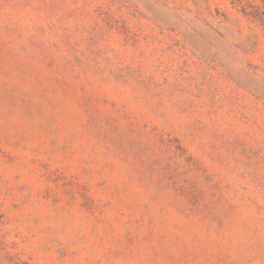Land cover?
Instances as JSON below:
<instances>
[{"label":"rangeland","instance_id":"374dc122","mask_svg":"<svg viewBox=\"0 0 264 264\" xmlns=\"http://www.w3.org/2000/svg\"><path fill=\"white\" fill-rule=\"evenodd\" d=\"M0 264H264V0H0Z\"/></svg>","mask_w":264,"mask_h":264}]
</instances>
